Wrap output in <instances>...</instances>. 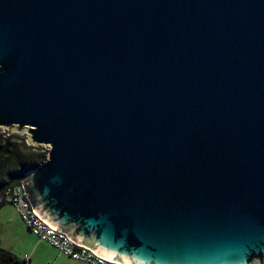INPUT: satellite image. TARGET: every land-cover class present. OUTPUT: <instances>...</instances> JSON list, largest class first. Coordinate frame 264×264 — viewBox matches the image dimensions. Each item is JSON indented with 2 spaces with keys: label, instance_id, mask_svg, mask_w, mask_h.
<instances>
[{
  "label": "water",
  "instance_id": "95a60500",
  "mask_svg": "<svg viewBox=\"0 0 264 264\" xmlns=\"http://www.w3.org/2000/svg\"><path fill=\"white\" fill-rule=\"evenodd\" d=\"M0 129L99 257L264 264V0H0Z\"/></svg>",
  "mask_w": 264,
  "mask_h": 264
},
{
  "label": "trees",
  "instance_id": "16d2710c",
  "mask_svg": "<svg viewBox=\"0 0 264 264\" xmlns=\"http://www.w3.org/2000/svg\"><path fill=\"white\" fill-rule=\"evenodd\" d=\"M48 159V149L29 145L26 135L9 134L0 129V197L23 185L26 176ZM6 205L0 204V210ZM0 264H27L2 246Z\"/></svg>",
  "mask_w": 264,
  "mask_h": 264
},
{
  "label": "built area",
  "instance_id": "2783aa9c",
  "mask_svg": "<svg viewBox=\"0 0 264 264\" xmlns=\"http://www.w3.org/2000/svg\"><path fill=\"white\" fill-rule=\"evenodd\" d=\"M0 204L11 205L34 236L66 257L86 264H119L99 257L92 250L75 244L67 234L52 229L34 212L23 186L9 190L1 196ZM25 261H29V257Z\"/></svg>",
  "mask_w": 264,
  "mask_h": 264
},
{
  "label": "crops",
  "instance_id": "0c3cea01",
  "mask_svg": "<svg viewBox=\"0 0 264 264\" xmlns=\"http://www.w3.org/2000/svg\"><path fill=\"white\" fill-rule=\"evenodd\" d=\"M2 229L9 237L4 239ZM0 238L2 246L18 255L27 264H86L74 261L61 254L51 245L34 236L11 205L0 210Z\"/></svg>",
  "mask_w": 264,
  "mask_h": 264
},
{
  "label": "rangeland",
  "instance_id": "374dc122",
  "mask_svg": "<svg viewBox=\"0 0 264 264\" xmlns=\"http://www.w3.org/2000/svg\"><path fill=\"white\" fill-rule=\"evenodd\" d=\"M2 130H4V129H2ZM5 131V130H4ZM22 135V134H21ZM25 135V134H24ZM48 149V148H47ZM17 212V211H16ZM18 214V213H17ZM19 215V214H18ZM19 217H20V215H19ZM20 219H21V217H20ZM22 220V219H21ZM23 222V221H22ZM2 233H3V236H4V239H6L7 237H9L8 236V234H7V231L5 230V229H2Z\"/></svg>",
  "mask_w": 264,
  "mask_h": 264
},
{
  "label": "bare ground",
  "instance_id": "6f19581e",
  "mask_svg": "<svg viewBox=\"0 0 264 264\" xmlns=\"http://www.w3.org/2000/svg\"><path fill=\"white\" fill-rule=\"evenodd\" d=\"M30 231V230H29Z\"/></svg>",
  "mask_w": 264,
  "mask_h": 264
},
{
  "label": "clouds",
  "instance_id": "9594fccd",
  "mask_svg": "<svg viewBox=\"0 0 264 264\" xmlns=\"http://www.w3.org/2000/svg\"><path fill=\"white\" fill-rule=\"evenodd\" d=\"M23 186V185H22Z\"/></svg>",
  "mask_w": 264,
  "mask_h": 264
}]
</instances>
